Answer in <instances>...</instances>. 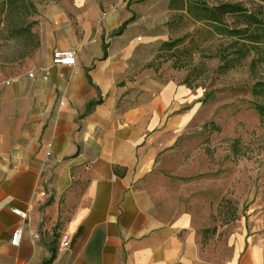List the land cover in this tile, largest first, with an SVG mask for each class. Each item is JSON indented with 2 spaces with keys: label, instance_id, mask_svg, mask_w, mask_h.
<instances>
[{
  "label": "crops",
  "instance_id": "crops-1",
  "mask_svg": "<svg viewBox=\"0 0 264 264\" xmlns=\"http://www.w3.org/2000/svg\"><path fill=\"white\" fill-rule=\"evenodd\" d=\"M146 2L49 4L35 18L38 48L0 75V264H215L190 210L166 214L149 188L204 92L149 68L168 36L142 25ZM55 50H75L76 65H55ZM233 241L223 264H264L254 237Z\"/></svg>",
  "mask_w": 264,
  "mask_h": 264
},
{
  "label": "rangeland",
  "instance_id": "rangeland-1",
  "mask_svg": "<svg viewBox=\"0 0 264 264\" xmlns=\"http://www.w3.org/2000/svg\"><path fill=\"white\" fill-rule=\"evenodd\" d=\"M4 1L0 0V75L14 76L27 60L20 59L27 42L12 32L22 11L14 6L8 18ZM30 1L41 10L62 0ZM201 1L211 8L239 3L264 16L262 0H148L140 5L142 25L168 36L166 42H156L151 69L185 77L192 88L204 92L203 112L162 158L149 188L166 214L190 210L205 256L223 264L232 256L233 239L241 234L254 237L264 249V120L255 109L264 98L253 96L256 81L250 77L249 62L220 74L218 55L230 45L229 32L237 20L231 14L222 26L199 20ZM238 24H243L242 18ZM13 34L18 38L12 39Z\"/></svg>",
  "mask_w": 264,
  "mask_h": 264
},
{
  "label": "trees",
  "instance_id": "trees-1",
  "mask_svg": "<svg viewBox=\"0 0 264 264\" xmlns=\"http://www.w3.org/2000/svg\"><path fill=\"white\" fill-rule=\"evenodd\" d=\"M264 2V0H262ZM198 10L201 13L199 20L209 21L213 24L222 26L225 24L226 15H233L237 20L235 27L230 30L229 36L231 43L228 48L219 53L221 66L219 68L220 74H225L228 71L236 68L242 62H249V73L256 83L253 87V96L256 99L264 98V16L257 13L250 12L247 8L239 3H225L219 4L215 7H209L206 1H201L198 4ZM18 6L22 11V17L19 24L12 32L17 36H24L27 42L24 50L20 55L23 61L31 57L39 46L38 36L34 33L37 22L35 18L39 15V10L30 0H5L3 7L6 8L4 13H7L9 18L12 8ZM187 12L190 9L187 8ZM33 18V19H32ZM243 19V24L239 25V19ZM32 19V20H31ZM124 28V27H123ZM120 31H122V29ZM13 34V35H14ZM11 36V38H18ZM163 46H172V43H163ZM152 65H149L151 68ZM176 69V67H174ZM190 88L188 79L185 80ZM198 88V87H197ZM255 109L259 113L260 119L264 120V103L257 101ZM48 261L44 264H48Z\"/></svg>",
  "mask_w": 264,
  "mask_h": 264
},
{
  "label": "built area",
  "instance_id": "built-area-1",
  "mask_svg": "<svg viewBox=\"0 0 264 264\" xmlns=\"http://www.w3.org/2000/svg\"><path fill=\"white\" fill-rule=\"evenodd\" d=\"M138 40L141 41V38H139ZM76 62H77V54L75 50H66V51L55 50L53 52V63L55 65L72 67L76 65ZM29 76L33 77V74L30 73ZM13 213L22 219L27 218V213L19 209H14ZM22 236H23V231L21 228H18L13 233L12 245L19 246ZM70 241H71L70 233L63 234L60 240V247L62 248L68 247V245L70 244Z\"/></svg>",
  "mask_w": 264,
  "mask_h": 264
}]
</instances>
